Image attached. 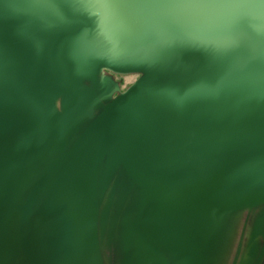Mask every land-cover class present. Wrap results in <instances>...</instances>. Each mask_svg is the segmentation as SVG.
<instances>
[{"label": "rangeland", "instance_id": "obj_1", "mask_svg": "<svg viewBox=\"0 0 264 264\" xmlns=\"http://www.w3.org/2000/svg\"><path fill=\"white\" fill-rule=\"evenodd\" d=\"M107 1L121 30L205 53L109 130L142 72L79 70L77 23L2 31L0 264H264V0Z\"/></svg>", "mask_w": 264, "mask_h": 264}, {"label": "water", "instance_id": "obj_2", "mask_svg": "<svg viewBox=\"0 0 264 264\" xmlns=\"http://www.w3.org/2000/svg\"><path fill=\"white\" fill-rule=\"evenodd\" d=\"M19 1H15L16 7ZM10 2L12 3L13 1L0 0L1 36H3V32L5 31H10L13 38L15 31H20L23 35L29 33L32 35V27L34 31L37 28L41 29V27H43L42 29L47 27L60 29L65 24L77 23L82 28L86 46L89 48V51L83 55V65L79 70L85 73H95L100 67H107L116 71L132 70L143 73V76L124 95L116 99L95 120L93 127L104 124H106V127L108 124L110 125L111 119L109 115H119L123 107L129 104L139 89L144 88L147 91L149 100L150 91L153 88L155 78H157L156 74L185 69L195 64L205 53L200 44H179L173 41H165L155 36L149 30H143L140 27L134 28L132 33L121 30V17H110L108 15L110 10L106 5L108 4L107 0H38L37 5H29L15 12L12 9L14 7L11 8L13 12L9 9L8 4ZM64 3L67 4L65 12L63 8ZM126 13L128 16H133V13L130 11ZM144 34H148L162 43L165 42L179 46L193 45L197 47L200 55L193 62L180 65L181 61L178 55L174 53L172 55L173 64L169 65L165 61L166 55L163 53L162 48L153 41L143 39L142 35ZM108 129L110 130L109 126ZM69 195L73 196L72 194H68L67 197ZM63 206L61 208L64 211Z\"/></svg>", "mask_w": 264, "mask_h": 264}, {"label": "bare ground", "instance_id": "obj_3", "mask_svg": "<svg viewBox=\"0 0 264 264\" xmlns=\"http://www.w3.org/2000/svg\"><path fill=\"white\" fill-rule=\"evenodd\" d=\"M145 39V38H143ZM147 40V39H146ZM154 43H157L160 48H162L163 53L166 55L165 61L167 64L171 65L173 64L172 62V55L176 53L180 59V65L183 64H188L190 62H193L195 59L198 58L200 53L197 51V47L195 46H179V45H174V44H163L162 42H159L157 40L153 41ZM66 206H69V211H67V231L68 233L73 236L74 235V230L71 228L70 221L72 220L71 215H74V198L72 196H68L66 200ZM72 207V209L70 208Z\"/></svg>", "mask_w": 264, "mask_h": 264}, {"label": "crops", "instance_id": "obj_4", "mask_svg": "<svg viewBox=\"0 0 264 264\" xmlns=\"http://www.w3.org/2000/svg\"><path fill=\"white\" fill-rule=\"evenodd\" d=\"M15 1L16 0H14L12 3L10 2L9 4H8V6H9V9L12 11V9L14 10V12L15 11H17V10H20V9H22V8H24V7H27V6H29V5H37V3H38V0L36 1V0H20L19 1V4H18V6L16 7V3H15ZM39 5V4H38ZM12 7H14V8H12ZM12 8V9H11ZM13 12V11H12ZM104 69H102V70H110V71H114V70H112V69H110V68H107V67H103Z\"/></svg>", "mask_w": 264, "mask_h": 264}]
</instances>
